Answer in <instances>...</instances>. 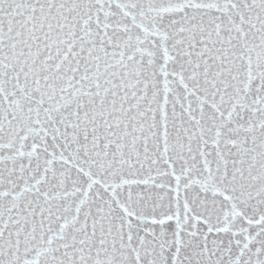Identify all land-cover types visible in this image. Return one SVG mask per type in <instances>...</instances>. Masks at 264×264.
Listing matches in <instances>:
<instances>
[{"label": "snow or ice", "instance_id": "snow-or-ice-1", "mask_svg": "<svg viewBox=\"0 0 264 264\" xmlns=\"http://www.w3.org/2000/svg\"><path fill=\"white\" fill-rule=\"evenodd\" d=\"M0 264H264V0H0Z\"/></svg>", "mask_w": 264, "mask_h": 264}]
</instances>
